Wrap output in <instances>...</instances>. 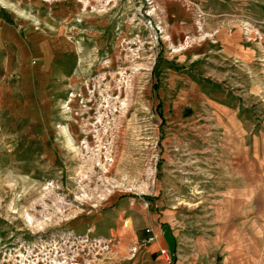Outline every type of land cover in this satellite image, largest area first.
Masks as SVG:
<instances>
[{"label":"rangeland","instance_id":"1","mask_svg":"<svg viewBox=\"0 0 264 264\" xmlns=\"http://www.w3.org/2000/svg\"><path fill=\"white\" fill-rule=\"evenodd\" d=\"M241 1L0 0V264H264L263 221L205 196L237 188L243 147L264 192V24ZM152 213L172 254L146 252Z\"/></svg>","mask_w":264,"mask_h":264},{"label":"crops","instance_id":"2","mask_svg":"<svg viewBox=\"0 0 264 264\" xmlns=\"http://www.w3.org/2000/svg\"><path fill=\"white\" fill-rule=\"evenodd\" d=\"M241 3L244 4V6L242 7H243V19L245 22H247L250 26H253V24H264V0H242ZM232 6L235 7L234 1L232 2ZM6 36L7 35L0 29V38L2 39V42L5 41ZM260 36L261 37L258 38L257 35L252 36L250 33L248 34L247 39L250 41L251 39H254L255 41L259 39L264 40V36L262 35ZM224 37L225 36H222L219 33L216 35L217 39L223 40ZM227 38H229V35ZM247 51L249 53L250 49H247ZM243 154H244L243 159L245 160L243 161L244 163L242 162L241 173L238 174V178L239 177L242 178V179H239V183H237V188L239 186L238 192H236L237 188H235V184H236L234 180L235 176H232L231 180H228V178H226L227 180L226 187H225V182H224L225 192H221V193L218 191L216 193L209 192L205 196L208 197L209 200H221V201H233V202L242 201L243 204L241 205L237 204V205L240 206V208L242 209L243 215L249 218L248 223H251L252 217H256V221H263L261 223L264 225V192L254 191V189H252L250 147H246V150H245V147H243ZM216 178H218V176ZM212 181L216 182L217 179L212 180ZM211 186L213 187L216 185H214L212 182ZM214 190L216 191L217 188L216 189L214 188ZM203 195L204 194L201 195L199 201H203ZM226 216L227 217L235 216L234 205L231 210H229V208L226 209ZM145 218H146L145 222H147L148 227L151 225V227H153L154 229V232L158 234L157 240L151 243V245L147 247L146 252L149 251L151 255H154L157 250H160L161 248H164V247H166L171 254L174 251H176L177 237H176V232L170 220H163L162 223L159 224L158 215L153 214V213L150 216L145 217ZM132 221H133V218H132ZM226 224H228V222H226ZM98 232H99V229H98ZM102 233H100L101 237L110 238L114 234V231L113 229H111V230H107V232L105 231L106 234L104 233L102 234ZM118 255L119 253L112 256L110 260H107L108 263H105V264H144L140 256L127 258L124 256L119 257ZM162 256H165V255L160 254L156 257V259H158L157 261H161V263L163 264L164 260L162 259ZM101 264H104V263H101ZM194 264H203V261L202 259L199 261L198 257H196ZM211 264H214V261H212Z\"/></svg>","mask_w":264,"mask_h":264},{"label":"built area","instance_id":"3","mask_svg":"<svg viewBox=\"0 0 264 264\" xmlns=\"http://www.w3.org/2000/svg\"><path fill=\"white\" fill-rule=\"evenodd\" d=\"M148 231H150V230H148ZM154 236H151L149 239L151 240V241H153L154 240ZM166 252V250H163V253H165Z\"/></svg>","mask_w":264,"mask_h":264}]
</instances>
